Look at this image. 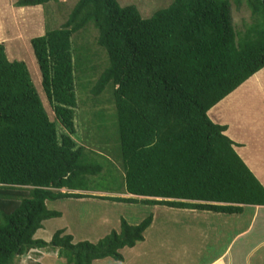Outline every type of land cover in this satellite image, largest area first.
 <instances>
[{
  "label": "trees",
  "instance_id": "16d2710c",
  "mask_svg": "<svg viewBox=\"0 0 264 264\" xmlns=\"http://www.w3.org/2000/svg\"><path fill=\"white\" fill-rule=\"evenodd\" d=\"M52 1L59 0H19L15 6ZM243 2L252 22L240 31L230 0H174L151 18L118 0H77L60 28L31 40L56 120L27 64L10 61L0 43V264H16L32 250L58 251L66 264L123 262L122 251L144 242L154 220H122L120 231L97 243H74L66 230L47 242L35 235L45 221L62 217L47 201L98 198L226 215L264 207V186L237 153L229 127L209 117L264 69V0H235ZM91 26L110 57L91 92L114 88L123 194L131 198L87 194L101 192L91 177L103 168L73 138L76 81L96 69L83 55L84 45L74 41L95 30Z\"/></svg>",
  "mask_w": 264,
  "mask_h": 264
},
{
  "label": "rangeland",
  "instance_id": "374dc122",
  "mask_svg": "<svg viewBox=\"0 0 264 264\" xmlns=\"http://www.w3.org/2000/svg\"><path fill=\"white\" fill-rule=\"evenodd\" d=\"M18 1L0 0V43L5 44L10 61H23L27 64L50 118L56 120L55 111L43 87L42 73L31 40L44 36L47 29L60 28L67 21L77 0L52 1L46 7L25 8L16 7ZM118 1L123 7H137L144 18H151L157 11L168 8L174 0ZM230 1L234 25L237 30L243 31L252 22L251 11L244 2L242 6H237L235 0ZM94 29L80 32L76 36L78 39L74 41L75 47L84 45L81 48L84 50L83 55L96 69L86 72L82 77L83 81H76L78 107L75 117L76 134L73 138L79 146L86 148L90 162L103 168L101 174L91 177L92 187L101 192L87 194L131 198L133 196L123 194L126 192L125 171L118 142L114 88L112 85L107 86L99 96L91 92L100 75L110 66L107 50L95 42L98 30ZM251 80L250 86L242 85L216 105L209 116L217 124L228 123L230 131L232 130L228 132L229 137L240 136L241 140L246 137V142L251 146L261 145L264 148V71L254 75ZM235 94L238 95L233 97ZM61 132L64 133L65 129L61 128ZM254 154L255 152L250 155L257 156ZM47 206L62 213V217L45 221L43 228L35 235V239L47 242H51L57 231L66 230V234L74 237V243H97L113 231H120L122 220L138 225L149 216H154L153 224L145 233V241L138 243L135 248L122 251L125 258L123 262L107 258L94 264H205L219 256L227 241L233 239L241 226L248 225L253 216L251 208L242 216L224 214L220 219L214 218L216 229H213L210 225L212 220L210 217L206 218V213L186 211L189 209L183 211L160 205L117 203L98 198L47 201ZM224 221L230 223L229 228L224 227ZM220 231L224 232V238L216 237L220 235ZM235 248V251L238 250V247ZM16 264L66 263L59 260L58 251L32 250L26 256L18 258Z\"/></svg>",
  "mask_w": 264,
  "mask_h": 264
},
{
  "label": "crops",
  "instance_id": "0c3cea01",
  "mask_svg": "<svg viewBox=\"0 0 264 264\" xmlns=\"http://www.w3.org/2000/svg\"><path fill=\"white\" fill-rule=\"evenodd\" d=\"M5 41L7 40L5 39ZM262 71H260L257 74L259 75ZM251 79L248 80L245 83V85L250 86V84L252 83L251 81H253ZM222 124L227 125L228 123L226 124L222 123ZM227 126L229 128L226 134L230 136V133L228 132H231L232 130L230 131V126L229 125ZM230 138L236 144L241 143L238 144L239 147L238 146L235 147L237 153L240 156H242V159H244L246 164L250 167V169L254 172L255 176L264 186V148H262L261 145L251 146L250 143L246 142L248 141L246 137L244 138L245 141L244 139L241 140L240 136L238 138L231 136ZM253 149L254 151H252ZM254 152L257 156L250 155L253 154ZM248 208L253 209V216L252 218H250V223L245 227L241 226L235 232L233 239L227 241V245L224 247L225 248L224 251L221 254H219V256H217L215 259L205 264H264V251H263L264 250V207L248 206L245 207L243 213L240 215L242 216L246 214ZM180 210L185 211L186 209H180ZM186 211L199 213V211L196 210H186ZM203 212L207 214V215L205 214L206 218L210 217V219L212 220L210 223V225H212L211 228L216 229V225H214L213 223L214 218L220 219V217L224 214L205 212V211ZM229 225H230L229 222L224 221V227L228 226L229 228ZM219 227L221 226L219 225ZM223 235H225L224 232L220 231V235H216V237L224 238ZM235 247H238V250L235 251L236 249ZM253 257H257V258H253Z\"/></svg>",
  "mask_w": 264,
  "mask_h": 264
},
{
  "label": "bare ground",
  "instance_id": "6f19581e",
  "mask_svg": "<svg viewBox=\"0 0 264 264\" xmlns=\"http://www.w3.org/2000/svg\"><path fill=\"white\" fill-rule=\"evenodd\" d=\"M18 10H19V9H18ZM21 10H22V9H21ZM33 10H34V9H33ZM238 94H239V93H238ZM238 94H237V95H238ZM237 95L235 94V95H233V97H234V96H237Z\"/></svg>",
  "mask_w": 264,
  "mask_h": 264
},
{
  "label": "clouds",
  "instance_id": "9594fccd",
  "mask_svg": "<svg viewBox=\"0 0 264 264\" xmlns=\"http://www.w3.org/2000/svg\"><path fill=\"white\" fill-rule=\"evenodd\" d=\"M131 196V195H130ZM134 197V196H133Z\"/></svg>",
  "mask_w": 264,
  "mask_h": 264
}]
</instances>
